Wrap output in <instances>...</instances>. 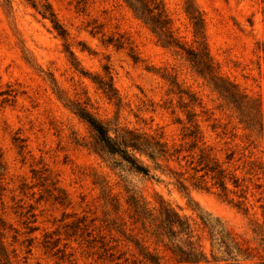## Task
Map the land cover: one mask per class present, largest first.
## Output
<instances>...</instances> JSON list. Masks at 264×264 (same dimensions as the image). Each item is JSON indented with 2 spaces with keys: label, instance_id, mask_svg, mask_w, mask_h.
<instances>
[{
  "label": "rangeland",
  "instance_id": "obj_1",
  "mask_svg": "<svg viewBox=\"0 0 264 264\" xmlns=\"http://www.w3.org/2000/svg\"><path fill=\"white\" fill-rule=\"evenodd\" d=\"M157 1L0 0V264H264V0Z\"/></svg>",
  "mask_w": 264,
  "mask_h": 264
},
{
  "label": "trees",
  "instance_id": "obj_2",
  "mask_svg": "<svg viewBox=\"0 0 264 264\" xmlns=\"http://www.w3.org/2000/svg\"><path fill=\"white\" fill-rule=\"evenodd\" d=\"M128 6L135 12L137 16L142 18L148 23H151L152 29L156 31L159 35L162 36V39L167 44L175 43V40L172 37V34L167 26L168 21L164 18V11L162 10L160 3L157 0H124ZM49 8V7H48ZM47 15L46 12L43 13ZM49 17L54 24V27L59 30L60 34H63V31L60 30V26L54 20V14L52 12L49 13ZM195 19V24L201 26V19L198 18L196 15L193 16ZM198 27V28H199ZM199 30V29H198ZM200 32V30H199ZM207 53H205L206 55ZM199 64L205 67L209 73H212V66L207 59H201ZM103 87L105 88L106 92L111 94L113 91L112 85L110 82H102ZM233 95L234 93L231 92ZM78 114L88 122V124L95 130L98 136V140L101 143L102 147L105 148L111 154L119 155L122 160L128 162L131 167L136 169L139 172H143L148 174V169L143 165L139 164L136 158L129 152L128 147L133 149H141L144 145L143 143L139 142L137 138H127V136H123L122 140H116L109 136L107 128L98 122L91 114H89L86 110L82 108L77 109ZM165 224L169 232H174L173 227L175 225L181 228V231H185L189 229L188 224L186 221L182 220L178 214L170 211L169 209H165ZM205 221V220H204ZM191 242H189V246H191ZM186 259L191 264H197L198 258L192 252H185ZM4 249L0 242V256L2 258L5 256Z\"/></svg>",
  "mask_w": 264,
  "mask_h": 264
}]
</instances>
